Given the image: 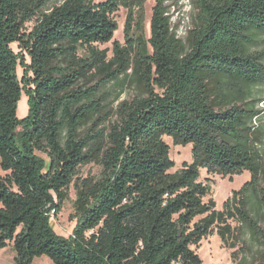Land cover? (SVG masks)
<instances>
[{
  "label": "trees",
  "instance_id": "trees-1",
  "mask_svg": "<svg viewBox=\"0 0 264 264\" xmlns=\"http://www.w3.org/2000/svg\"><path fill=\"white\" fill-rule=\"evenodd\" d=\"M147 1L0 0V250L13 247L17 264L43 256L54 264H204L197 249L215 228L223 241L233 237L230 221L264 247L251 210L253 201L264 208L252 130L253 93L264 89V53L252 52L264 37V0H192L195 27L185 39L165 0H156L150 38L134 34V10ZM121 8L125 44L114 40ZM110 43L112 58L97 48ZM95 77L98 86H89ZM111 83H129L136 96L107 111L99 93ZM23 93L29 114L19 119ZM165 138L192 146V162L175 170ZM90 164L101 177L79 178ZM202 170L251 179L217 211L205 201L212 190ZM72 186L77 225L65 239L50 219Z\"/></svg>",
  "mask_w": 264,
  "mask_h": 264
},
{
  "label": "rangeland",
  "instance_id": "rangeland-1",
  "mask_svg": "<svg viewBox=\"0 0 264 264\" xmlns=\"http://www.w3.org/2000/svg\"><path fill=\"white\" fill-rule=\"evenodd\" d=\"M100 1V0H97ZM56 5L61 2L55 3ZM156 5V0H149L144 4L143 9L135 8V31L134 34H144L146 39L150 38V22L153 15V9ZM165 5L168 9L169 16L171 18V26L174 32L185 39L190 30L194 29L195 15L197 10L193 5L192 0H165ZM54 6V5H53ZM119 25V30L114 36V40L119 41L121 44H125L124 30L128 18V10L121 8L114 16ZM29 25L28 28H31ZM15 51H18L17 45H14ZM97 48L101 51L108 50V56L113 57L112 44L98 45ZM252 52L264 53V37H262L259 43L252 47ZM85 52L81 53L84 56ZM23 70L19 68V77H22ZM98 80L93 78L90 81L92 87H97ZM136 96L135 87L129 83H125L123 86L111 83L105 86L99 93V99L104 98V105L107 106V111L115 110L119 104L123 101H131ZM255 100L254 105L259 115L252 123L253 132L255 135V148L258 149V153L261 156V161L264 167V89L256 88L253 93ZM25 103V106H24ZM109 108V109H108ZM25 109V110H24ZM21 110V111H20ZM29 114L28 98L23 93L18 105V118L24 119ZM115 121L112 117L110 121L106 123V127L111 122ZM22 129H19L21 131ZM165 141L171 147V158L174 160L178 170L184 163L192 162V146L182 147L174 146L171 138H165ZM48 165V159L44 155H40ZM102 174V169L95 165L90 164L83 166L79 169L78 177L81 179L96 178L99 179ZM6 174L0 167V176ZM251 179L249 173H244L240 176H235L233 179L229 177L223 178L219 175H210L206 170L201 171V178L205 184L211 186V195L205 199L208 202L210 199L216 202V210L222 211L224 204L230 199L234 191L241 189L245 183ZM264 184V183H263ZM76 191L74 186L70 190V198L67 200L62 208V211L56 216L52 214L50 219V225L54 233L65 239H69L77 225V220L73 218L75 214V201ZM1 207V204H0ZM252 214L259 220V227L261 232H264V208L256 204L253 201ZM232 228H235L234 236L223 241L218 235V229L215 228L213 235L202 241L197 253L200 255L204 264H260L264 261V247L257 236H253L251 232L245 228L240 227V224L236 221L229 222ZM16 252L13 247H6L0 250V264H17ZM33 264H54L52 260L46 256L36 258Z\"/></svg>",
  "mask_w": 264,
  "mask_h": 264
},
{
  "label": "built area",
  "instance_id": "built-area-1",
  "mask_svg": "<svg viewBox=\"0 0 264 264\" xmlns=\"http://www.w3.org/2000/svg\"><path fill=\"white\" fill-rule=\"evenodd\" d=\"M52 214H55V211H53V212L51 213V216H52Z\"/></svg>",
  "mask_w": 264,
  "mask_h": 264
},
{
  "label": "bare ground",
  "instance_id": "bare-ground-1",
  "mask_svg": "<svg viewBox=\"0 0 264 264\" xmlns=\"http://www.w3.org/2000/svg\"><path fill=\"white\" fill-rule=\"evenodd\" d=\"M24 106H25V103H24ZM25 110V109H24ZM21 111V110H20Z\"/></svg>",
  "mask_w": 264,
  "mask_h": 264
}]
</instances>
